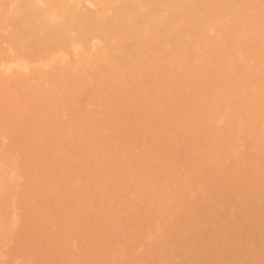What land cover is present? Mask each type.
Here are the masks:
<instances>
[{
  "label": "bare ground",
  "instance_id": "6f19581e",
  "mask_svg": "<svg viewBox=\"0 0 264 264\" xmlns=\"http://www.w3.org/2000/svg\"><path fill=\"white\" fill-rule=\"evenodd\" d=\"M83 1L0 0V70L4 72L0 74V128H8L11 133L13 125H19L21 130L18 127L13 133L18 130L27 135L18 138V132L17 138L10 136L16 139L13 151L18 148L19 155L25 153L22 157L27 160L24 162L18 156L24 163L19 164L20 168L27 166L21 169L26 181L16 198H20V212H25L21 213L25 216L21 219L26 221L22 227L31 225L28 230L14 231L17 234L10 236L13 212L7 208L12 207L9 203L16 180L10 185L6 179L7 186L3 182L0 185V224L5 225L0 228H7L0 233L7 232L8 237L3 234L6 238L3 236L1 241V233L0 241L11 237L20 240V246L14 245L19 250L23 248L24 256L34 253L33 260L38 264H55L58 253L70 251L69 235H82L83 231L87 241L81 248L91 244L93 249L82 248L74 255L72 261L76 264L85 262V258L90 262L93 256H102L104 261L102 254L109 255L105 259L107 264H143L145 258L146 264H174L172 260L177 258L179 264H188L190 260L195 263L194 259L201 260L200 264H264V0H88L98 5L93 11L87 10L86 5L84 10ZM4 42L14 50L13 56L18 52L11 60L15 61L13 64L6 58L12 52L5 51ZM47 69H60L63 73L56 71L52 75L49 70V75ZM34 70L38 76L33 74ZM30 71H34L31 77L36 81L26 76ZM60 89L69 91L65 100L71 104V109L67 105L68 110L75 113L79 109L75 114L66 110L68 115L77 116L81 107L79 123L78 117L75 124L67 121L72 119H68L71 115L65 117L70 125L65 120L58 122L62 113H57L56 119L58 101L54 99V108L49 98L58 97ZM84 92L93 93V103L97 104L93 110H85L86 103L84 108L83 104L78 106L86 100L92 103L89 99L93 96L88 95V99ZM30 94H40V103H44L39 106L36 98L35 104L27 97ZM56 120L66 128L60 124V130L57 129ZM3 133L0 132L1 136ZM135 143L144 144L139 153L143 150L145 154L148 147L142 157L136 156ZM8 145L5 148L10 147V142ZM133 151L135 157L130 153ZM166 155L169 160L163 158L168 163L164 166L161 158ZM2 157V165L6 160L9 164L15 162L11 155L6 160L3 157L4 162ZM155 157L163 164V171H154L161 172H157L158 178L151 171ZM183 162L196 168L186 164L191 172L188 173ZM2 172L1 169L0 176L5 179ZM143 172H147L146 181ZM201 173L208 174L207 180ZM140 175L149 186L137 195L129 181ZM97 184L114 192L115 204L107 201L111 194L106 202L103 198L96 200L100 188ZM2 185L10 189L3 193ZM152 185L155 189L148 191ZM202 190L207 201L204 198L206 202L198 205L192 200V205V197ZM73 195L78 199H73ZM84 201L93 204L88 206ZM87 208L102 210L88 216V229L84 227L86 221L83 223L87 219L85 212L90 213ZM222 218L231 223L224 226ZM40 219L46 222L39 224ZM81 221L83 226L78 225ZM71 223L79 228L72 226L74 230H66ZM161 223L166 226L161 227ZM128 225L135 227L133 237L135 230L142 236L147 229L154 230V234L158 228L167 230L168 237L151 244L147 230V235L135 242H140L149 256L144 254L139 259L134 252L139 246L116 237ZM144 227L146 230H142ZM130 237L133 238L132 234ZM45 239L53 241L45 243ZM4 244L1 246L5 247ZM42 245L51 246L40 248ZM59 245L66 251L60 253ZM181 246L188 250H181L182 256L176 251ZM253 247L260 250L251 252ZM1 250L0 255L4 252ZM173 250L179 257L176 253L177 258H173ZM47 251L49 255L59 252L46 258L43 253ZM29 259L24 260L26 264ZM1 263L5 264L3 260Z\"/></svg>",
  "mask_w": 264,
  "mask_h": 264
},
{
  "label": "rangeland",
  "instance_id": "374dc122",
  "mask_svg": "<svg viewBox=\"0 0 264 264\" xmlns=\"http://www.w3.org/2000/svg\"><path fill=\"white\" fill-rule=\"evenodd\" d=\"M86 1H87V2H86ZM135 1H136V0H135ZM138 1H139V0H138ZM83 2H85V4L82 3V5H83V6L86 5V6H87V10H89V11H91V9H92V11H93L94 9H95V10L98 9V5H97V3H95V4L97 5V6H96V5L93 4V3H94L93 1L84 0ZM91 2H92V3H91ZM86 6H84V8H85L84 10H86ZM95 6H96L97 8H95ZM82 9H83V7H82ZM11 28H12V27H11ZM11 28H9V29H11ZM10 31H11V30H10ZM4 32L7 33V34L9 33L8 29L4 30ZM5 42H7V41H5ZM5 42H4V44H5L4 47L6 48L5 51H7V52H12V53H8L9 55H6V58L9 59V60H8V61H10L9 64H13V63H15V61H12V62H11V60H14V59H15V57L17 56L16 54H18V52L15 54L16 56H15V55L13 56V54H14V50L12 51V49H11V47H10V44L5 43ZM7 46H9V47H7ZM7 49H8V50H7ZM15 51H17V50H15ZM10 54H11V56H10ZM9 57H12V59L9 58ZM0 59H1V57H0ZM7 65H8V64H7ZM49 70H50V69H49ZM49 70L47 69V73H49ZM34 71H35V70H34ZM34 71H33V72H34ZM45 71H46V70H45ZM56 71L59 73V75H60V72H59V71L62 72V70H60V69H59V70L56 69V70H54L53 72H51V70H50V72L52 73V75H54V74L56 73ZM33 72H31V71L28 72V73L26 74V76L28 75V78H30V79L33 80V81H36L35 77H33V76L31 77V73H33ZM1 73L4 74V72H3L2 70H0V74H1ZM51 73H49V75H50ZM58 73H57L56 75H58ZM62 73H63V72H62ZM62 73H61V74H62ZM33 74H35V76H38V73H37L36 71H35ZM29 75H30V77H29ZM26 79H27V78H26ZM29 88H30L32 91H36V89L33 88V87H29ZM62 90H63V91H62ZM61 91H62L63 93L65 92V95H66V96H67V94H68L67 92H69V91H67V89H60V93L58 94V97L55 96V98H54V96H51V98H49V102H50V99H51V101L53 100V102H52V106L54 107L55 104H56L55 107L57 106L56 108H57L58 110L55 109V110H56V113H54V115L56 114V115H55V116H56V119H58L57 117L59 116L57 113H59V114L62 113V115H60V116H61V117H60L61 119H59V121L56 120V122H55V123L58 124V125L56 124V127H58L57 129H59V125H60V124H62V125L64 126L65 124L62 123L63 120H65V117L68 118V116L71 115V114L68 115L67 112H69V113H70V111L72 112V110H68L69 108H68V106H67V105H69V107H70L71 104H68V103L65 101L66 99H68V96L65 97V99H64L63 96H65V95H64V94L62 95V92H61ZM66 91H67V92H66ZM14 93H16V91H14ZM87 93H88V92H87ZM89 93H90V92H89ZM89 93H88V94H85V92H84V93H82V94L86 95V97L89 95L88 97L90 98V97L93 96V95H92L93 93H92V92H91L90 94H89ZM30 95H31V96H30ZM30 95L27 96V97H31L30 99H33L35 104H38V103H39V106H40V105H42V103H44V102H42V101H41L42 103H40V98H41V95H40V94H37V96H35L36 94H30ZM38 95H39V96H38ZM61 95H62V97H63L64 100H63V99H62V100L60 99ZM68 95H69V94H68ZM84 95H83V96H84ZM91 95H92V96H91ZM59 96H60V97H59ZM83 96L80 95V98H82ZM25 97H26V96H25ZM33 97H34V98H33ZM39 97H40V98H39ZM62 97H61V98H62ZM88 97H87V98H88ZM36 98L39 99V101L37 100L38 103H37V101H36ZM56 98H57V99H56ZM84 98H85V97H84ZM84 98H83V99H84ZM87 98H86V99H87ZM89 98H88V99H89ZM92 98H93V99H89V100H92V103H90V102H89L88 100H86V99H84V100H86V102L83 101L82 99H80V100H82L83 102H81V104H78V106H79V105L82 106V104H83V108H84V107H85L84 104L86 103L87 106H86V108H84V109H85V110H87V109L91 110L92 107H94V105H95V106L97 105L96 103H93L94 101H96V100L94 99V96H93ZM26 99H27V98H26ZM30 99H28V100H30ZM41 99H42V98H41ZM54 99H56L55 101H58V102H60V100H61L62 103L60 102V104H58V102H55V104H54ZM59 99H60V100H59ZM80 100H79V101H80ZM93 100H94V101H93ZM64 101L66 102V104H65ZM63 102H64V103H63ZM30 103H32V105H35V104H33V102H30ZM79 103H80V102H79ZM63 104L67 106V109H66V106H65V108H64ZM27 105H29V104L27 103ZM50 105H51V104H50ZM37 106H38V105H37ZM58 106H59V107H58ZM60 106H61L62 108H61ZM78 106H77V107H78ZM55 107H54V108H55ZM90 107H91V109H90ZM83 108H82V111H83ZM94 108H96V107H94ZM94 108H93V109H94ZM70 109H71V107H70ZM93 109H92V110H93ZM39 110H40V109H39ZM42 110H43V109H42ZM60 110H62V112H61ZM66 110H67V112H66ZM76 110H77V109H76ZM24 111H25V110H24ZM57 111H58V112H57ZM59 111H60V112H59ZM78 111H79V109L77 110V112H78ZM38 112H39V111H38ZM41 112H43V111L40 110V114H41ZM65 112H66V113H65ZM77 112H75V113H77ZM80 112H81V107H80ZM80 112H79L78 114H76L77 116L73 115V114H75V113L72 112V113H73V114L71 115L72 117H69L68 119L72 118L73 120L71 119V120H67V121L71 122V124H75V122H73V121H78L77 117L79 118L78 115L80 114ZM64 113L67 114V115H65ZM9 114H10V113H9ZM22 114H23V112H22ZM25 114H26V113H25ZM63 114H64V115H63ZM160 114H162V113H160ZM5 115H6V114H5ZM10 116H12V115H10ZM38 116H39V115H38ZM5 117L9 118L8 115L5 116ZM5 117H4V118H5ZM62 117H63V118H62ZM73 117H74V118L76 117L77 120L74 119ZM80 117H81V115H80ZM10 118H11V117H10ZM38 118H39V117H38ZM41 118H42V117H40L39 119H41ZM158 118H159V117H158ZM54 119H55V117H54ZM41 120H42V119H41ZM60 120H62V122L59 124L58 122H60ZM80 120H82V119L79 118V121L76 122V123H79ZM57 121H58V122H57ZM65 121H66V120H65ZM65 121H64V123H65ZM67 121H66V123L69 124V122H67ZM41 122H42V121H40V123H41ZM33 123H35V124L37 123V125L40 126L39 122H33ZM33 123H32V124H33ZM55 123H54V124H55ZM42 124H43V123H42ZM67 124H66V125H67ZM16 125H17V124H16ZM33 125H34V124H33ZM37 125H36V126L34 125V126H35L36 128H38ZM44 125H45V124H44ZM44 125H41V126L44 127ZM62 125H61V126H62ZM69 125H70V124H69ZM13 126H14L15 128H11V127H10V128L13 129V132H14V129H15V130L18 129L19 125L17 126V128H16L15 125H13ZM30 126H31V124H30ZM63 126H62V127H63ZM20 127L22 128V126H20ZM20 127H19V129L21 130ZM26 127H27V126H26ZM28 127H29V126H28ZM28 127H27V129L29 130ZM43 127H42V128H43ZM54 127H55V126L53 125V128H54ZM62 127H61V129H62ZM10 128H9V129H10ZM33 128H34V127H33ZM44 128H45V127H44ZM65 128H66V127L64 126L63 129H65ZM0 129H3V130H4V131L1 130V131H0L1 133L5 132V133L2 134V136H1V134H0V141L3 140V142H4V143H3V142H0V143H1V144H0V148H1V149H0V156L2 157V155H4V153H6L7 155H8V153H11V154H9V155H11V157H13L14 154H16L15 156H17L16 158L13 157V158H14L13 160H14L15 162H13V164L10 163V164H12V165H10L9 162H8V160H6L7 157H8L9 155H8V156L6 155V157L3 156V157L5 158V160H6V162L3 161L4 159H3V157H2V162L6 163L7 165L9 164L11 169H9V165H8V166H7L6 164H3V165H2V163H0V164L2 165V166H0V171H1V169L3 170V172L1 173V175L4 174V176H5V179H4V177H1V176H0L1 178H3V179H0V185H1L2 182L6 185V179H7V182H8V180H9V183H7V184H10V185H12L11 183H13V182H11L12 180H13V181H15V180L17 181V182H16V181L14 182V184H13L12 187H14V190H15L16 188H17L18 190H15L16 194H13V193H15V192H13L14 190H12V196L10 197L11 201H10V203H9L10 205H12V207H13V206H14V207L12 208L11 206L8 205V208H7V210L9 209V207H10V209L12 208L11 210L9 209V211H8V212H10V211L13 212V213H12V216L10 215L11 212H10L8 215L11 216V218H12V222H13V223L11 222L12 224H10L11 229H13L12 227H15V228H14V230H11V229H10V231L13 232V233L11 232V235H10V236H12V235L15 236L18 232H21L22 229H23V231H24L25 229L28 230V228H31V227H29V226H31V225H29V224H27V225H28V226H27L28 228H25V229H24V227H22V226H24V225L26 226L25 223L22 224L23 221H24V222H26V221H25L24 219H21V218L24 216L23 214H25V212L23 213V211H22V210H24V209H21V212H20V208L22 207V205H21V207H20V201L18 202V200H19L20 198H19V199L16 198V197H19L20 194H19L18 196H17V194L20 193L21 187L24 186L23 183H25V181H26V179H25V176H26V175H24L25 172H22V171L25 170V168H26L27 165H25V168L22 167V166H21L22 168H20V165H19V164H21V165L24 166V163H21V161L23 162V160H24L23 157L25 156V155H24L25 153L22 154V152L20 151V153L22 154L23 157H22L21 155H19V150H17L18 148H17L16 150H14V151H17L18 153H17V152L14 153L13 148L15 149L16 147H14L15 145H13V142H14V140H16V139H13V138H12V137L15 138L16 136H18V132H19V135H20V136H18V138L21 137V136H23L25 133L22 135V134H20V131L17 130V133L14 134L16 131H15L14 133L11 131V133H13V134L15 135V136H13V134H11V133L9 132V130H7L8 128L6 129V128L3 127V128H0ZM27 129H26V130H27ZM39 129L41 130L40 132H42V131L44 130V129L42 130L41 127H40ZM63 129H62V130H63ZM34 130H35V129H33V131H34ZM36 130H38V129H36ZM59 130H60V129H59ZM59 130H58V131H59ZM6 131H7V132H6ZM24 132H25V131H24ZM27 132L30 133V134L32 133V131H31V132L27 131ZM36 132H37V131H36ZM59 132H60V131H59ZM9 133H10V134H9ZM21 133H22V132H21ZM28 133H26V134H28ZM38 133H39V132H37V134H38ZM8 134H9V135H8ZM10 135H11L12 137H11ZM39 135H41V133H39ZM63 135H65V134H63ZM6 136H7V137H6ZM24 136L27 137V135H24ZM24 136H23V138H25ZM36 136H37V135H36ZM9 137H10V138H9ZM28 137H30V136H28ZM11 138H12L13 140H12ZM16 138H17V137H16ZM21 138H22V137H21ZM11 140H12V141H11ZM7 142H8V143H7ZM9 142H10V147L8 148V147L6 146L7 148H5V144L8 145ZM11 142H12V143H11ZM2 143H3V144H2ZM11 144L13 145V147H11V146H12ZM137 144H138V146H137L136 143H135V145H133V147H137L136 150L138 149V152L136 153V150H134V151H135L137 157H139L140 154H141V157H142V154L144 153V152H143V150H144V146H143V145H144V144L142 145L143 148H142V146H141L142 143H140V144L137 143ZM3 145H4V146H3ZM8 146H9V145H8ZM139 146H140V148H139ZM145 147H146V146H145ZM10 148L12 149V151H11ZM141 148L143 149V150H142V153H139V152H141ZM147 148H148V147H147ZM147 148H145L146 152L148 151ZM2 149H3V151H2ZM4 149H5V150H4ZM9 149H10V150H9ZM133 149H135V148H133ZM133 149H132V150H133ZM139 149H140V150H139ZM1 151H2V152H1ZM4 151H6V152H4ZM134 151H133V152H130V153H132V155H133V154H134ZM146 152H145V154H146ZM128 153H129V152H128ZM128 153H126V155H127ZM130 153H129V154H130ZM12 154H13V155H12ZM137 154H139V155H137ZM145 154H143V155H145ZM18 156H21V158H23V160H21V158L18 157ZM133 156L135 157V155H133ZM169 156H170V155H169ZM1 157H0V158H1ZM59 157H60V155L58 156V158H59ZM61 157H62V156H61ZM157 157L160 159L161 156H160V157L157 156ZM166 157H168V156H167V155L164 156V157L162 156L161 161H163V163H164V159L167 161L168 158L166 159ZM19 158H20L21 161L19 160ZM163 158H164V159H163ZM169 158H170V157H169ZM191 158H193V157H191ZM191 158H190V160H192ZM10 159H11V158L9 157V161H10ZM25 159H26V157H25ZM188 159H189V158H188ZM188 159H187V161H188ZM13 160H12V161H13ZM17 160H19V161H17ZM155 160H156V161H155ZM168 160H169V159H168ZM0 161H1V160H0ZM26 161H27V160H24V162H26ZM151 161H154L153 164H152L153 167L151 166V167L153 168V170H152L151 167H150L151 163H150V165H148V166L150 167L151 171H153V174H154L155 169H159V170H160V168H161L160 164H161L162 167H163L162 162L158 161V159H156V157H155V159L153 158V160H151ZM166 161H165V163H166ZM185 161H186V160H185ZM192 161H193V160H192ZM10 162H11V161H10ZM146 162H147V161H146ZM167 162H168V161H167ZM195 162H196V160L194 161V164H196ZM15 163H17V164H15ZM27 163H28V162H27ZM27 163H25V164H27ZM147 163H148V162H147ZM165 163H164V166H165ZM187 163H188V162H187ZM187 163H186V162H185V163L183 162L184 166L181 164L182 167L185 168V167H186L185 165H186ZM191 163H192V162H191ZM28 164H29V163H28ZM148 164H149V163H148ZM167 164H168V163H166V165H167ZM189 164H190V163H189ZM189 164H187V165H189ZM16 165H17V166H16ZM191 165H192V164H190V166H191ZM4 166H5V167H4ZM11 166H14V168H12ZM18 167H19V168H18ZM158 167H159V168H158ZM180 167H181V166H180ZM182 167H181V168H182ZM187 167H188V166H187ZM187 167L185 168V171H186V169H187V172H188L189 168H187ZM193 167L196 168V166L192 165V168H193ZM59 168L61 169V167H59ZM59 168H58V169H59ZM181 168H180V169H181ZM12 169H14V170H12ZM21 169H23V170L21 171ZM161 169H163V168H161ZM56 170H57V169H56ZM191 170H192V169H191ZM193 170H194V169H193ZM160 171H163V170H160ZM20 172H21V174H20ZM149 172H150V170H148V173H149ZM157 172L159 173L158 170H157ZM157 172H155V174H156ZM189 172H190V171H189ZM189 172H188V173H189ZM23 173H24V174H23ZM151 173H152V172H151ZM151 173H150V174H151ZM158 173L156 174V176H154L155 174H154L153 176H154V177H157V178L160 177L159 174H160L161 172H160L159 174H158ZM190 173H191V172H190ZM142 174H144V172H143ZM150 174H148V176H150ZM185 174H187V173H185ZM204 174H205V173H204ZM204 174L201 173V177H203ZM19 175H20V177H19ZM23 175H24V176H23ZM145 175H147V172H146V173L144 174V176H143L144 179H145ZM158 175H159V176H158ZM187 175H189V174H187ZM190 175H191V174H190ZM207 175H208V174H206V175L204 176V178H205V177L207 178ZM148 176H146V177H148ZM140 177H141V175L138 176V179H137V180H136L135 178H134V179L131 178L130 181H129V185H132V187L135 188V189L137 190V191H136V194H137V195H140V193H143L144 191H146L147 188H148V186H149L148 183H146V184H148V185L145 184L146 179H145V181H143V179H140ZM143 177H142V178H143ZM201 177H199V178H201ZM18 178H19V179H18ZM206 178H205V179H206ZM17 179H18V180H17ZM22 179H23V180H22ZM155 179H156V178H155ZM205 179H204V180H205ZM2 180H4V181H2ZM20 180H22L23 182L21 181L22 183H20ZM147 180H148V179H147ZM206 180H207V179H206ZM206 180H205V181H206ZM156 181H157V180H156ZM200 181L202 182L203 180L200 179ZM18 182H19V184H17ZM147 182H148V181H147ZM203 182H204V181H203ZM3 183H2V184H3ZM20 184H23V185L19 186ZM5 185H4V186H5ZM153 185H154V184H153ZM153 185L150 186V187H152V190H149V189H148V191H153V190L155 189V188H154L155 186L153 187ZM212 185L215 187L216 184H212ZM6 186H7V185H6ZM8 186H9V185H8ZM98 186H99V184H97V187H98ZM213 186H212V188H213ZM2 187H3V185L1 186V188H2ZM97 187H96V189H97ZM99 187H100L99 190L96 191V197H95V198H98V199H96V200H99V199H100V201H101V198H103L102 201L104 200V202H106L105 200H107L108 196L110 197V194H111V197H112V198L108 199L107 201H109V202H110V200L112 201L113 196H114V195L112 196V194H113L114 192H113L111 189H109L108 187H107V188H106L105 186H104V187L102 186V188H101V186H99ZM210 187H211V186H210ZM23 188H24V187H23ZM23 188H22V189H23ZM153 188H154V189H153ZM3 189H4V192H3V193H6V190H5V189L8 190V189H10V187H8V188H7V187H3ZM3 189H2V191H3ZM19 189H20V190H19ZM2 191H1V193H2ZM21 191H22V190H21ZM206 191H207V190H206ZM17 192H18V193H17ZM112 192H113V193H112ZM207 192H208V191H207ZM204 193H206V192H203V190H202V193L200 192V193L198 194V192H197V193H196L197 195H194V196L192 197V199H191L192 205H193V201H194V203H195V202H198V205H199V202H200L201 204H202V203H205V202L207 201L206 197H208V196H206L207 194L205 195ZM14 195H15V196H14ZM76 195H77V194H76ZM78 196H79V195H78ZM98 196H100V198H99ZM13 197H14V198H13ZM71 197H72L73 199L76 198L75 195H73V196H71ZM132 197H133V196H132ZM132 197H128V199H129V198L131 199ZM89 198H90V197H89ZM89 198H87V199L84 198V199H86V201H87ZM204 198H205V200H206L205 202L203 201ZM77 199H78V197H77ZM77 199H75V200H77ZM79 199H80V198H79ZM16 200H17L18 203L15 204ZM192 200H193V201H192ZM86 201H84V203H85ZM89 201H91V200H89ZM89 201H88V202H89ZM44 202H45V204H46L47 199H46V200L44 199ZM44 202H43V204H44ZM11 203H12V204H11ZM13 203H14V204H13ZM111 203H114V204H115L114 200H113ZM18 204H19V206L16 207ZM50 204H52V203H49L48 205H50ZM86 204L88 205V204H90V203H87V202H86ZM86 204H85V205H86ZM91 204H93V203L91 202ZM91 204H90V206H91ZM195 204H196V203H195ZM195 204H194V205H195ZM15 205H16V206H15ZM87 205H86V206H87ZM192 205H191V206H192ZM88 206H89V205H88ZM88 206H87V207H88ZM18 208H19V209H18ZM115 208H116V206L113 205L112 210H115ZM13 209H15V210H13ZM88 209H89V208H87V210H86L87 212L89 211ZM12 210H13V211H12ZM0 211H2V210L0 209ZM69 212L72 213L73 211H72V210H69ZM69 212H68L67 214H69ZM89 212H90V213H86V212H85V215H86V214H88V215H86V216L84 215V218L86 219V217H87V219L84 220L83 223L86 221V224L84 223V227H85V226H86V227L89 226V228H90L91 225H90L89 222H88V218L90 217L89 215L93 216V215H92L93 213H95V212H102V210H100V209H96V211L93 210V211H89ZM1 213H3V212H0V215H1ZM17 213H19L20 215L17 214ZM21 213H23V214H21ZM72 214H73V213H72ZM21 215H22V216H21ZM69 215H70V214H69ZM69 215H67V216H69ZM2 216H3V215H2ZM13 216H15V217H13ZM88 216H89V217H88ZM161 216H162V214H161ZM0 217H1V216H0ZM24 217H25V216H24ZM69 217H70V216H69ZM71 217L74 219V215H72ZM1 218H3V217H1ZM1 218H0V220H1ZM16 218H17V220H16ZM90 218H91V217H90ZM114 218H117V217H114ZM192 218H195V217H192ZM73 219H71V221H73ZM2 220H3V219H2ZM10 220H11V219H10ZM18 220H19V221H18ZM192 220H193V219H192ZM221 220L224 221L225 218H222ZM15 221H16V222H15ZM20 221H21V222H20ZM31 221H32V220H31ZM75 221H76V219H75ZM75 221H74V223H76ZM164 221H165V223H166L168 220H163L162 222L164 223ZM229 221H230V220L226 218V220H225L224 222H222V221H221V222H222V224H223V223L225 224V225L223 224L224 226H226V225L228 224ZM14 222H15V223H14ZM38 222H39V224H43V223H45L46 221H44V219H40V220H38ZM225 222H227V223H225ZM0 223H1V221H0ZM27 223H30V221L27 222ZM31 223L33 224L34 222H31ZM31 223H30V224H31ZM128 223H129V222H128ZM128 223H127V224H128ZM163 223L160 224L161 227L166 226V225H164ZM168 223H170V221H168ZM229 223H231V222H229ZM16 224H17V225H18V224H21V225H19V227H18ZM81 224H82V221H81V223H79L78 225H79V226H83V225H81ZM127 224H126V225H127ZM171 224H172V223H171ZM182 224H184V223L182 222ZM131 225H132V224H131ZM131 225L124 226V227H126V229H123V228H122V230L120 229V230H119L120 232H119V231L117 232L118 234H117L116 237H117L118 239H120L121 241H123V242H126V240H127V241L129 240L130 243H133V246L136 247V246H139V244H140V242H139L138 245H136V243L138 242L137 239H139V237H140L141 235H139L138 233H136V230H135V234H136L138 237H136V235L133 237V234H134L133 228H135V227H134V226L132 227ZM162 225H163V226H162ZM167 225H168V224H167ZM178 225H179V226H184V225H181V224H178ZM228 225H229V224H228ZM0 226H4V227H5V225H3V224H0ZM10 226H8V227H10ZM20 226H21L22 228H20ZM72 226L74 227L75 224L72 225V223H71V227H72ZM168 226H170V225H168ZM32 227H33V226H32ZM71 227H70V224H69V226H67V229H66V230H71V231L74 230V228L72 227V229H71ZM75 227H78V226H75ZM84 227H82V228H84ZM6 228H7V227H6ZM6 228L3 229V228L1 227V228H0V231H2V230H5V231H6ZM18 228H20V229H18ZM78 228H79V227H78ZM127 228H128V229H127ZM145 228H146V227H144L142 230H144ZM16 229H18L19 231L16 230ZM76 229H77V228H76ZM87 229H88V227H87ZM129 229H130V230H129ZM131 229H132L133 233H131V232L127 233L128 231H131ZM158 229H159V230L155 229V230H157V231H155V232H157V233H154V234H153V231H154V230L149 231V230L147 229L150 233H148L146 229H145L146 231H144V232L142 231V232H143L144 234H146V235H147V233L150 234V237H151V239H150L151 242H150V243H151V244L157 243L156 241H158L159 239L161 240L162 237H164V238L166 237L167 230H165V229H160V228H158ZM78 230H79V229H78ZM162 230H163V232H164V230H165L166 232H164V234H162V233H163ZM212 230H213V229H212ZM14 231H17V233L14 232ZM71 231H70V232H71ZM159 231H160V232H159ZM74 232H76V231H74ZM81 232H82V231H81ZM83 232H84V231H83ZM83 232L81 233L82 235H79L80 232H79V234H77V233H78V232H77V233H76L77 235H75L74 237H72L73 234L70 233V234H72V236L69 235V236L71 237V239L69 238V239H70V242H69V249H70V251H68V252H66V253H62V254H59V253H58L59 251H58V252L56 251L55 253L52 252V253H54V255H53L52 253H50V255H49V254H48V251L51 252V250H48L46 253H43V254L45 255L46 258H47V255H49L50 258H51L52 256L54 257L55 254L58 253V257H57L56 261H57V260H59V262L62 261L63 264H72L71 262H73L72 260H73L74 255H78V254L80 253V251L82 250V248H83V247L81 248L82 243L84 242L85 245H86V241H87V240H85V239H86L87 237H86V234H83ZM146 232H147V233H146ZM1 233H2V236H1ZM1 233H0V236H1V239H2V240H1V239H0V240L3 241V240H4L3 236L6 234V236L8 237V235H7V232H6L5 234H4L3 232H1ZM8 233H9V229H8ZM68 233H69V232H68ZM151 233H152V234H151ZM214 233H215V232H214ZM3 234H4V235H3ZM127 234H128V235L130 234L129 237H130L131 234H132V237H133V238L131 239V237H130V239H131V240H130ZM144 234H143V235H144ZM216 234H217V231H216ZM143 235H142V236H143ZM151 235H152V236H151ZM10 236H9V237H10ZM52 236H53V235H52ZM142 236H141V237H142ZM4 237H5V236H4ZM53 237H55V236H53ZM53 237H52V238H53ZM127 237H128V238H127ZM167 237H168V236H167ZM167 237L165 238V240L167 239ZM178 237H179V236H178ZM178 237H177V238H178ZM5 238H6V237H5ZM11 238H12V241H11L12 243L9 241V239L11 240ZM11 238H9V239L7 238L8 240L6 239L7 241H6V240L4 241V242H5V244H4L5 247H2V246H3L2 244H3L4 242L2 243V242L0 241V251L2 252V250H1V248H2V249H4V252H6V253L3 252L4 254L2 253V254H1L2 256L0 255V263H1V260H3V261L5 262V264H7L6 262H9L8 264H23V263L26 264L24 260H25V259H29V257H27V258H25V257H26V256H32V257L28 260L29 262L26 260V261H27V264H30V263H31V264H38L35 260H33V259H34V257H33L34 253H31V252H30V254H29V252L27 251L28 253H26V256H24L23 253H25V252H23V251H24L23 248L21 249V247H20L21 250H19V249H18V246H15V245H19V244H17V242H18V241L20 242V240L17 241V240L14 239L13 237H11ZM134 238H135V239H134ZM164 238H162V239H164ZM13 239L16 241L15 243H14V240H13ZM55 239H56V238H55ZM55 239H54V240H55ZM125 239H126V240H125ZM178 239H179V238H178ZM51 240H52V239H45L44 241H45V243H49ZM8 241H9V243H8ZM52 241H53V240H52ZM52 241H51V242H52ZM129 241H128V242H129ZM135 241H137V242H135ZM139 241H140V239H139ZM6 242H7V243H6ZM99 242H101V243H103V244L105 245V242H104L103 239H100ZM10 243H11V244H10ZM7 244H8V245L10 244V246H7ZM12 244H13V245H12ZM14 244H15V245H14ZM20 244H21V243H20ZM134 244H135V245H134ZM1 245H2V246H1ZM11 245H12V246H11ZM57 245H58V244H56V246H57ZM13 246H15L16 248L13 247ZM19 246H20V245H19ZM43 246H46L45 248H48V247L51 246V245H42V246H40V248L43 247ZM59 246H60V245H59ZM61 246H63V245H61ZM61 246H60V247H61ZM92 246H93V245H92ZM141 246H143V245H140L139 247L135 248V250H134V252L136 253V255H137V257H138L139 259H140L141 256H144V254L146 253V252H144V248H145V247L143 246V248H142ZM8 247H10V248H9L10 251H8ZM11 247H12V249H11ZM182 247H183V246L180 247V248H181L180 250H179V247L176 248V251L178 250L179 253H180V255L182 254V253L180 252V251L182 250ZM5 248H6V251H5ZM40 248H39V249H40ZM63 248H65V247H63ZM63 248H62V247L60 248V249H62V250H60V253H61L63 250H65V249H63ZM183 248H185V246H184ZM255 248H256V249H255L256 251L260 250L259 248L257 249V247H255ZM14 249H17V250H18V253H19L20 251H22V252H21L22 254H21V253L18 254L17 252L15 253V252H14V251H15ZM39 249H37V250L40 251ZM56 249H59V247H56ZM83 249H84V248H83ZM92 249H93V248H92ZM92 249H91V244H89V246H87L84 250H87V251H88V250H92ZM174 250H175V249H174ZM174 250L171 251V252H175ZM186 250H187V249H186ZM186 250L184 249V250H182V251H184V252L186 253ZM253 250H254V247H253V249H251L250 251H251V252H254L255 250H254V251H253ZM65 251H66V250H65ZM146 251H147V250H146ZM1 252H0V253H1ZM32 252H33V251H32ZM143 252H144V253H143ZM184 252H183V254H184ZM187 252H188V250H187ZM147 253H148V252H147ZM157 253H158V252H157ZM176 253H177V255H178V252L172 253V254H173V258L176 257V256H174V254H176ZM192 253H193V252H192ZM255 253H256V252H255ZM16 254H17V255H16ZM107 254H109V253H107ZM155 254H156V253H154V256H157V255H155ZM158 254H159V253H158ZM163 254H164V253H163ZM168 254H169V252H167V255H168ZM170 254H171V253H170ZM172 254L170 255V259H171ZM59 255H60V256H59ZM102 255H104L103 257H105V259H106V257H109V255H105V254H102ZM145 255H146V254H145ZM165 255H166V251H165ZM56 256H57V255H56ZM146 256H149V253H148V255H146ZM168 256H169V255H168ZM181 256H182V255H181ZM1 257H2V258H1ZM94 257H95V256L92 257L93 260H90V262H89V258H85V259H87V260H86L87 262H86L85 260H84L85 262H83V260H82V263L80 262V264H93L94 261H96V262L99 261V262H100V258H101L102 256H96V258H94ZM99 257H100V258H99ZM150 257H152V256L150 255ZM178 257H179V255H178ZM141 258H142V257H141ZM148 258H149V257H148ZM173 258H172V259H173ZM176 258H177V257H176ZM31 259H32V260H31ZM52 259H53V258H52ZM90 259H91V258H90ZM105 259H104V261H102V258H101V262H100V264H101L102 262H103L102 264H105V263L107 264V262H105ZM109 259H110V258H109ZM139 259H138V260H139ZM143 259H144V258H143ZM143 259H142V260H143ZM145 259L147 260V258H145ZM179 259H180V258H179ZM179 259L177 258L178 261H177L176 259H174V260H172V261H174V264H177L178 262L180 263V260H179ZM30 260H31V261H30ZM146 260H144V263H143V264H146V263H145V262H147ZM148 260H151V258L148 259ZM175 260H176V261H175ZM194 260H196V261H198V262L200 261L199 264L202 263L201 260H198V259H194ZM32 261H33V262H36V263H33ZM56 261H55V264L57 263ZM190 261L192 262V260H190ZM190 261H189V263H191ZM196 261H195V263H194V261H193L191 264H193V263H194V264H198ZM62 262H61V263H62ZM74 262H75V261H74ZM74 262H73V263H74ZM96 262H94V264H97ZM61 263H60V264H61ZM179 263H178V264H179ZM189 263H188V264H189ZM1 264H2V263H1ZM52 264H53V263H52ZM58 264H59V263H58ZM74 264H76V262H75ZM77 264H78V263H77ZM140 264H142V263H140ZM147 264H149V261H148ZM172 264H173V262H172ZM214 264H216V263H214Z\"/></svg>",
  "mask_w": 264,
  "mask_h": 264
}]
</instances>
